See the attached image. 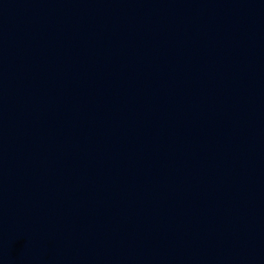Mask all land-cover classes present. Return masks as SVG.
Segmentation results:
<instances>
[{
	"label": "water",
	"instance_id": "water-1",
	"mask_svg": "<svg viewBox=\"0 0 264 264\" xmlns=\"http://www.w3.org/2000/svg\"><path fill=\"white\" fill-rule=\"evenodd\" d=\"M0 264H264V0H0Z\"/></svg>",
	"mask_w": 264,
	"mask_h": 264
}]
</instances>
